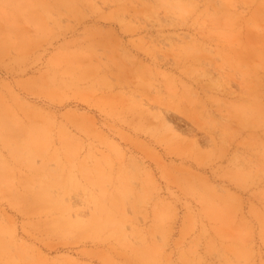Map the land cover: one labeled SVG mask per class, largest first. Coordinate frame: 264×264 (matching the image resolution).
Returning <instances> with one entry per match:
<instances>
[{"label":"rangeland","instance_id":"obj_1","mask_svg":"<svg viewBox=\"0 0 264 264\" xmlns=\"http://www.w3.org/2000/svg\"><path fill=\"white\" fill-rule=\"evenodd\" d=\"M0 264H264V0H0Z\"/></svg>","mask_w":264,"mask_h":264},{"label":"bare ground","instance_id":"obj_2","mask_svg":"<svg viewBox=\"0 0 264 264\" xmlns=\"http://www.w3.org/2000/svg\"><path fill=\"white\" fill-rule=\"evenodd\" d=\"M171 2V1H170ZM200 2V1H199ZM233 3V2H232ZM196 4V3H195ZM198 5V4H197ZM236 6H237V4H236ZM214 13H215V11H214ZM216 15V14H215ZM144 25V24H143ZM142 25V26H143ZM167 36V35H166ZM160 38V37H159ZM191 38V37H190ZM192 41V40H191ZM141 42V41H140ZM250 42H253V41H250ZM142 43V42H141ZM157 44V43H156ZM177 45H179L178 43H177ZM198 45V44H197ZM200 45V44H199ZM172 47V46H171ZM180 47V45L178 46V48ZM182 47H183V45H182ZM181 47V48H182ZM199 47V46H198ZM203 48V47H202ZM187 49H191V46L190 47H187ZM194 49V45H193V47H192V50ZM195 50V49H194ZM210 50V49H209ZM172 51H174V49H172ZM199 52V51H198ZM209 52V51H208ZM190 53H191V57L193 58L192 60H199L200 59V57H198V55H197V53H195L194 51H190ZM201 53V52H200ZM197 55V56H196ZM202 55V54H201ZM242 61H244L245 63L247 62V60L246 59H243L242 58ZM203 62V61H202ZM206 64V63H205ZM249 67V66H248ZM206 70V69H205ZM204 70V71H205ZM206 72V71H205ZM243 73V72H242ZM251 74H252V72H251ZM247 75V74H246ZM203 76V75H202ZM243 76H244V73H243ZM257 78V77H256ZM255 78V79H256ZM263 86V85H262ZM192 94V93H191ZM255 98V97H254Z\"/></svg>","mask_w":264,"mask_h":264}]
</instances>
